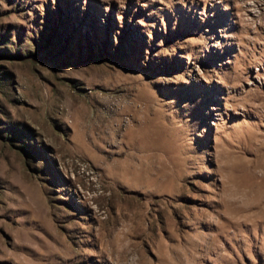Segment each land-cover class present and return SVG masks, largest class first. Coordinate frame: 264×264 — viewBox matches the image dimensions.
I'll return each instance as SVG.
<instances>
[{
    "label": "rangeland",
    "instance_id": "obj_1",
    "mask_svg": "<svg viewBox=\"0 0 264 264\" xmlns=\"http://www.w3.org/2000/svg\"><path fill=\"white\" fill-rule=\"evenodd\" d=\"M0 264H264V0H0Z\"/></svg>",
    "mask_w": 264,
    "mask_h": 264
},
{
    "label": "trees",
    "instance_id": "obj_2",
    "mask_svg": "<svg viewBox=\"0 0 264 264\" xmlns=\"http://www.w3.org/2000/svg\"><path fill=\"white\" fill-rule=\"evenodd\" d=\"M1 57H7V59H13V58H16V59H20V54H14V53H8V52H3L1 55ZM1 76H0V82H1Z\"/></svg>",
    "mask_w": 264,
    "mask_h": 264
}]
</instances>
